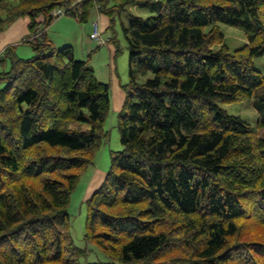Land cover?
I'll use <instances>...</instances> for the list:
<instances>
[{
  "label": "trees",
  "instance_id": "16d2710c",
  "mask_svg": "<svg viewBox=\"0 0 264 264\" xmlns=\"http://www.w3.org/2000/svg\"><path fill=\"white\" fill-rule=\"evenodd\" d=\"M9 5L0 33L28 18L31 38L21 43L33 56L18 58L17 45L3 51L10 69L0 73V264H79L86 255L72 242L67 206L107 138L110 88L71 47L55 50L37 36L54 11L85 22L91 9L108 29L120 21L129 81L117 113L122 149L85 200L84 240L107 264H264V243L242 238L245 223L264 228V134L218 106L252 100L264 130V78L252 66L264 55V0ZM219 26L242 33L246 47L229 54Z\"/></svg>",
  "mask_w": 264,
  "mask_h": 264
},
{
  "label": "rangeland",
  "instance_id": "374dc122",
  "mask_svg": "<svg viewBox=\"0 0 264 264\" xmlns=\"http://www.w3.org/2000/svg\"><path fill=\"white\" fill-rule=\"evenodd\" d=\"M15 3L16 0H12L9 3L5 2L0 5V21L6 20L7 15L5 11L9 8V4ZM128 12L130 15L142 20H146L150 17L146 10L138 7H130ZM101 20V15L96 9H91L89 11L85 22H80L69 16H62L55 19L42 34L37 36L39 42L46 40L55 50L71 47L74 59L86 61L92 69L96 80L100 83L109 85L110 88V109L102 125L103 130L107 133V138L97 150L93 164L80 172L78 182L70 195L67 206L69 233L72 242L76 247L82 249L86 253L85 257L79 260V264H107L110 262L94 244L87 243L83 238L86 218V204L84 198L92 182L98 181L99 179L95 173L97 172V175L99 173L106 174L110 168L111 155L122 149L117 130V113L119 111L117 112L114 107V100L116 97V89L118 88V90H121V86L127 84L129 81V53L122 36L120 21L115 19L110 29L101 30ZM121 23L126 27L127 19L124 17L121 18ZM94 24L100 29V40L105 42L104 45H99L97 41L92 40L90 37ZM218 28L223 34V44L226 46L229 54L233 55L235 52L246 47L247 41L242 33L224 26H219ZM29 38H31V35L22 37L15 48L16 56L20 59H28L33 56L30 46L21 43V40H27ZM110 40L115 41L116 45H113ZM115 46L118 49V53L114 55ZM219 49L220 45H214L212 47L213 51H218ZM252 66L255 70L260 72L264 78V55L253 59ZM9 69V61L5 59L3 52H0V73H7ZM137 77V81L143 83L147 79L152 78V74H138ZM2 87L3 85L0 84V89ZM259 93L264 94V86ZM218 106L224 110L226 114L240 117L243 121L248 123L258 135L262 136L264 134V130L258 129L256 126L257 113L254 109L252 100H245L233 104L218 103ZM243 228V240L264 243V228H262V226L245 223V227ZM177 256L180 255L178 254ZM167 263H169V261H167Z\"/></svg>",
  "mask_w": 264,
  "mask_h": 264
},
{
  "label": "crops",
  "instance_id": "0c3cea01",
  "mask_svg": "<svg viewBox=\"0 0 264 264\" xmlns=\"http://www.w3.org/2000/svg\"><path fill=\"white\" fill-rule=\"evenodd\" d=\"M101 19L102 20L100 22L101 23L100 28L101 30H106L108 27V20L103 16H101ZM37 21L40 22L41 20L38 19ZM28 25H29V19L25 17V18L16 20L11 25H9L6 29H4L0 33V52H3L5 48L8 46L17 45L20 39H22V37L29 35ZM123 100H124V94L122 90H118L117 88L116 97L114 100V107L117 112L120 110ZM95 175L98 176L99 179L98 181H93L92 184L89 186L86 196L84 198L85 200L91 195V193H93L98 188V186L101 184V182L103 181L105 177L104 173H99L97 175V172H96Z\"/></svg>",
  "mask_w": 264,
  "mask_h": 264
},
{
  "label": "built area",
  "instance_id": "2783aa9c",
  "mask_svg": "<svg viewBox=\"0 0 264 264\" xmlns=\"http://www.w3.org/2000/svg\"><path fill=\"white\" fill-rule=\"evenodd\" d=\"M52 16L54 18H58V17H61L63 16V11L62 10H57L55 11ZM93 40L97 41L98 44H103V42L100 40V32H99V29H98V26L96 24H94L92 26V34L90 36Z\"/></svg>",
  "mask_w": 264,
  "mask_h": 264
}]
</instances>
